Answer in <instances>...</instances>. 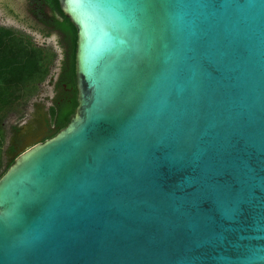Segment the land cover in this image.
<instances>
[{"label": "water", "instance_id": "95a60500", "mask_svg": "<svg viewBox=\"0 0 264 264\" xmlns=\"http://www.w3.org/2000/svg\"><path fill=\"white\" fill-rule=\"evenodd\" d=\"M78 105L0 179V264H264V0H58Z\"/></svg>", "mask_w": 264, "mask_h": 264}, {"label": "trees", "instance_id": "16d2710c", "mask_svg": "<svg viewBox=\"0 0 264 264\" xmlns=\"http://www.w3.org/2000/svg\"><path fill=\"white\" fill-rule=\"evenodd\" d=\"M62 14L58 27L63 35L60 46L66 49L62 66V82L75 90V95L60 108L53 107L54 130L50 138L65 128L75 115L78 90L75 72L77 30L61 11L58 0H51ZM58 54L50 47L37 45L29 35L17 34L0 26V179L14 162L5 165L3 147L6 139L5 122L20 107L38 94L41 85L51 77Z\"/></svg>", "mask_w": 264, "mask_h": 264}, {"label": "flooded vegetation", "instance_id": "af4514ba", "mask_svg": "<svg viewBox=\"0 0 264 264\" xmlns=\"http://www.w3.org/2000/svg\"><path fill=\"white\" fill-rule=\"evenodd\" d=\"M62 18L61 12L53 7L51 0H0V26L11 29L17 34L29 35L34 32L43 37L54 35L58 37L60 44L63 35L58 23ZM61 48L62 61L59 71L54 77L55 96L46 111L41 114L42 121L36 131L37 136L29 141H22L18 146L12 145L10 147L12 153L16 152V150L26 149L40 142L41 138L50 136L55 128L51 109L53 107H58L59 109L60 106L64 105L66 101L75 95V90L68 83L61 80L63 61L66 58V49Z\"/></svg>", "mask_w": 264, "mask_h": 264}, {"label": "rangeland", "instance_id": "374dc122", "mask_svg": "<svg viewBox=\"0 0 264 264\" xmlns=\"http://www.w3.org/2000/svg\"><path fill=\"white\" fill-rule=\"evenodd\" d=\"M29 36L37 45L52 48L58 54V58L52 67L51 77L41 85L38 94L11 114L5 122L6 139L3 147L5 165L14 162V159L16 160L18 155L25 150L23 148L12 153L10 151L12 145L18 146L22 141H29L37 136L36 131L42 121L41 114L46 111L55 96L54 77L57 75L62 61V48L58 42V37L54 35L43 37L34 32H31ZM49 138L50 136H45L39 141L44 142Z\"/></svg>", "mask_w": 264, "mask_h": 264}]
</instances>
